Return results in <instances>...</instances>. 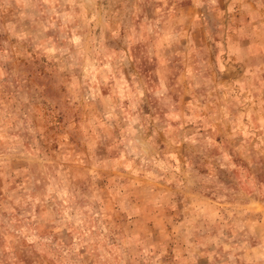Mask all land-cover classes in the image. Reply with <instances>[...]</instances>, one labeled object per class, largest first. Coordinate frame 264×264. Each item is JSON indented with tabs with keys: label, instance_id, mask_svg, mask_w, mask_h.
Masks as SVG:
<instances>
[{
	"label": "rangeland",
	"instance_id": "obj_1",
	"mask_svg": "<svg viewBox=\"0 0 264 264\" xmlns=\"http://www.w3.org/2000/svg\"><path fill=\"white\" fill-rule=\"evenodd\" d=\"M0 264H264V0H0Z\"/></svg>",
	"mask_w": 264,
	"mask_h": 264
}]
</instances>
